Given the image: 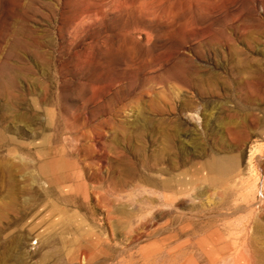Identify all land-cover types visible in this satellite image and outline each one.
<instances>
[{
	"label": "rangeland",
	"instance_id": "1",
	"mask_svg": "<svg viewBox=\"0 0 264 264\" xmlns=\"http://www.w3.org/2000/svg\"><path fill=\"white\" fill-rule=\"evenodd\" d=\"M0 264H264V0H0Z\"/></svg>",
	"mask_w": 264,
	"mask_h": 264
}]
</instances>
